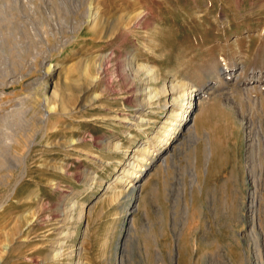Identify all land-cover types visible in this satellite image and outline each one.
Wrapping results in <instances>:
<instances>
[{
  "label": "rangeland",
  "instance_id": "obj_1",
  "mask_svg": "<svg viewBox=\"0 0 264 264\" xmlns=\"http://www.w3.org/2000/svg\"><path fill=\"white\" fill-rule=\"evenodd\" d=\"M0 264H264V0H0Z\"/></svg>",
  "mask_w": 264,
  "mask_h": 264
},
{
  "label": "crops",
  "instance_id": "obj_2",
  "mask_svg": "<svg viewBox=\"0 0 264 264\" xmlns=\"http://www.w3.org/2000/svg\"><path fill=\"white\" fill-rule=\"evenodd\" d=\"M103 259H109L110 254L108 253L111 248H114L119 233H120V227L119 224L115 221H108L105 222V225H103ZM102 257V256H101Z\"/></svg>",
  "mask_w": 264,
  "mask_h": 264
},
{
  "label": "bare ground",
  "instance_id": "obj_3",
  "mask_svg": "<svg viewBox=\"0 0 264 264\" xmlns=\"http://www.w3.org/2000/svg\"><path fill=\"white\" fill-rule=\"evenodd\" d=\"M90 20H92V19H90ZM222 74L223 75H229V71H228V69H225V70H223L222 71ZM179 84H180V86H181V83L179 82ZM179 84H176V86L173 88V89H177L176 87L177 86H179ZM194 91V89H191L190 91H188V94H189V100L187 101V106H186V108H188V107H190L191 105H192V102H191V97L192 96H194V94H192V92ZM198 93V92H197ZM173 100H174V98H173ZM175 101V100H174ZM185 112H187V111H184V114H185ZM176 113V112H175ZM184 114H181V117H182V119H184L186 116L184 115ZM29 146V145H28ZM144 146V144L143 143H140L139 145H137L134 149H133V151L134 152H138V151H141L142 150V148H144L143 147ZM164 151V153L163 154H167L168 153V149H164L163 150ZM131 152V151H130ZM162 158V157H161ZM115 179H117V176L115 177ZM110 187V183H108L107 185H106V189H105V191L108 189ZM81 216H82V210L76 215V219H79L80 220V218H81ZM73 235V234H72Z\"/></svg>",
  "mask_w": 264,
  "mask_h": 264
}]
</instances>
